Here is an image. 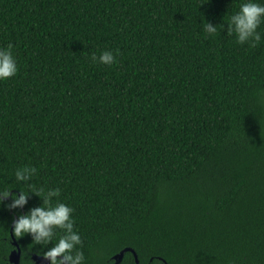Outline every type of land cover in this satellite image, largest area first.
Segmentation results:
<instances>
[{
  "label": "trees",
  "instance_id": "trees-1",
  "mask_svg": "<svg viewBox=\"0 0 264 264\" xmlns=\"http://www.w3.org/2000/svg\"><path fill=\"white\" fill-rule=\"evenodd\" d=\"M240 2L0 0L18 66L0 81V189L59 187L83 264L127 246L139 264H264V23L236 43ZM104 49L115 62L93 63ZM40 203L0 204V264L14 241L20 264H42L62 230L47 245L11 231Z\"/></svg>",
  "mask_w": 264,
  "mask_h": 264
},
{
  "label": "clouds",
  "instance_id": "clouds-1",
  "mask_svg": "<svg viewBox=\"0 0 264 264\" xmlns=\"http://www.w3.org/2000/svg\"><path fill=\"white\" fill-rule=\"evenodd\" d=\"M261 23H264V0H241L238 10L226 21V32L230 35L234 34L235 42L238 44L248 43L250 46H255L261 40V32L257 30ZM203 29L209 34H215L218 31L217 24L207 21L203 24ZM12 49L11 43L0 47V81L15 76L18 71ZM90 58L93 63L104 65L115 62L113 50L108 49L101 50L99 55L92 53ZM35 172L34 166L18 167L14 171L15 180L29 182ZM27 187L29 191L19 188L18 193L11 192L12 188L0 189V204L9 209L22 208L27 203L29 194H35L41 198L39 205L28 208L12 221L13 235L19 238L29 234L32 241L47 245L53 241L55 230L60 229L62 232L52 246L41 253L42 256L48 264H83L85 259L83 251L77 247L81 244L80 234L74 230L72 216L74 210L59 200L53 202V198L59 196L61 189L51 187L45 191L42 188H35L31 183H28ZM6 200H8L7 203H5Z\"/></svg>",
  "mask_w": 264,
  "mask_h": 264
},
{
  "label": "water",
  "instance_id": "water-1",
  "mask_svg": "<svg viewBox=\"0 0 264 264\" xmlns=\"http://www.w3.org/2000/svg\"><path fill=\"white\" fill-rule=\"evenodd\" d=\"M14 243L16 244V247L17 248H14L11 251V253L9 255V261L12 264H20L21 250H20V247H19L18 243L16 241H14ZM127 250H130V251H132L134 253V255H135V263L134 264H139V259H138L137 253H136L135 249H133L130 246H127V247L121 249L118 253L114 254L113 255L114 262L113 263H110V264H118L122 260L123 255H124L125 251H127ZM33 258L38 263L48 264V261L42 255H36V254H34L33 255Z\"/></svg>",
  "mask_w": 264,
  "mask_h": 264
}]
</instances>
